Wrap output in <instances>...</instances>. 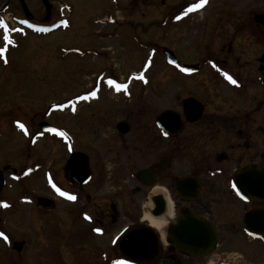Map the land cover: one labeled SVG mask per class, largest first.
<instances>
[{
  "label": "rangeland",
  "instance_id": "obj_1",
  "mask_svg": "<svg viewBox=\"0 0 264 264\" xmlns=\"http://www.w3.org/2000/svg\"><path fill=\"white\" fill-rule=\"evenodd\" d=\"M23 1L25 5L20 0H0V11L7 6L8 12L3 11L7 18L25 19L27 10L42 26L61 23L66 28L41 35L10 33L15 43L6 54L7 63L4 56L0 58V168L10 164L20 170L38 158L43 165L36 175L31 173L21 182L10 180L13 174H7L10 178L0 201L8 207L0 208V232L8 240L0 237V264H111L110 260L117 264L121 257L118 245L114 246L129 221H119L107 232L97 225L92 186L79 191L65 183L67 152L77 148L92 158L101 140L124 136L116 127L126 118L138 117L134 122L139 132L140 121H154L159 113L175 108L179 95H192L197 88L203 97L199 90L206 77L179 79L163 49L173 50L181 61L197 62L209 53L210 42H249L253 37L247 29L238 28L235 33L236 20L249 12H264V0H211L205 11L191 14L186 10L187 15L176 20L171 16L169 22L164 19L172 9L197 0H164V5L162 0H49L54 7L47 21L42 0ZM226 9L237 15L232 20L222 17L220 24V10ZM163 21L167 23L162 26ZM3 36L0 29V47L5 45ZM109 79L127 84V90L117 91ZM93 91L97 92L94 97L90 95ZM82 96L88 98L77 99ZM60 104L65 107L49 111ZM14 119L25 122L28 134L19 126H10ZM42 122L66 135L42 133ZM30 133L42 142L31 158L22 157L20 152L29 140L24 137ZM52 183L77 199L60 196ZM38 198L55 204L49 210L37 203ZM14 242H25L24 249L13 250ZM107 253L106 262L103 255ZM247 255L248 260L264 259L256 246Z\"/></svg>",
  "mask_w": 264,
  "mask_h": 264
},
{
  "label": "flooded vegetation",
  "instance_id": "obj_2",
  "mask_svg": "<svg viewBox=\"0 0 264 264\" xmlns=\"http://www.w3.org/2000/svg\"><path fill=\"white\" fill-rule=\"evenodd\" d=\"M198 2L188 3L178 10L172 9L164 21L169 22L171 16L172 20H176L182 14L187 15L184 13L188 10L186 8ZM210 3L211 0H208L203 8L190 13L202 12ZM51 6L54 7L53 4ZM9 9L4 6L0 19L6 21L10 28H23L22 33H37L35 28L42 27L43 24L36 22L33 14L30 17L26 14L25 19L16 16L7 18L5 13ZM220 13V24L222 17L232 20L237 15L231 9L220 10ZM49 14L47 12L46 21L50 18ZM262 14L264 12L256 10L246 13L240 21L236 20L235 33L239 29L242 32L247 29L253 37L249 42H210L209 53L197 62L181 61L175 55L178 65L170 67L176 77L193 80L205 76L206 82L199 90L203 97L194 88V94L186 97L179 95L175 108L164 111H174L175 118L180 120H174L171 129L164 130L158 125L157 119L164 113L161 112L154 121H140L141 129L137 132L136 116H133L116 127L117 132L124 136L120 140H101V144L94 146L92 158L77 148L67 152L63 166L65 183L79 191L92 186L97 225L107 232L119 221H129L114 246L118 245L119 260L127 261L119 247L125 233L146 228L152 230L144 221L142 211L155 215V212L163 210L164 215L169 198L173 203L174 218L167 221L165 237L169 226L177 224L179 218L189 213L210 225L208 238L215 239L217 243L205 255L185 254L177 247L164 243L161 235L154 230L160 242L159 255L154 261L143 264H264V259L248 260L247 255L253 246L264 253V40H261L264 26L255 22V16ZM25 20L28 24L22 23ZM164 21L162 26L167 23ZM29 24L36 27H29ZM207 24L210 25L209 22ZM61 27L62 24H57L56 31ZM11 33L21 34L19 31ZM12 45L8 46L6 54L13 48ZM0 58L3 59V56ZM224 72L229 73L237 84L228 81ZM17 121L20 120H11L10 126L17 128ZM121 123H125L127 132L119 130ZM1 127L0 120V131ZM24 138L29 140L20 154L31 158L36 145L42 140H39L40 137L37 140L35 135L31 137V133ZM79 153L88 157L90 169L88 181L82 184L72 183L65 173L71 157ZM41 161L38 158L31 163L30 160L20 166V170L5 164L0 171L9 168L4 171L5 183L10 178L8 173L13 174L10 180L21 182L31 173L37 174L43 166ZM260 182L261 185L255 186ZM254 189L263 193L250 194ZM40 199H37L39 204ZM4 204L0 201V206L6 208ZM54 204L50 201L49 210ZM233 255H237L236 258ZM103 258L107 262L109 254H104ZM110 263L115 264V261L110 260Z\"/></svg>",
  "mask_w": 264,
  "mask_h": 264
},
{
  "label": "water",
  "instance_id": "obj_3",
  "mask_svg": "<svg viewBox=\"0 0 264 264\" xmlns=\"http://www.w3.org/2000/svg\"><path fill=\"white\" fill-rule=\"evenodd\" d=\"M44 5L47 7L48 14L50 13L51 5L48 0H42ZM24 4V1H22ZM25 5V4H24ZM26 14L30 17V14L27 10ZM257 23L264 25V14L257 15L255 17ZM165 55L167 60L171 65H176L177 60L175 55L171 50L165 49ZM174 62V63H173ZM188 102V101H187ZM186 102V103H187ZM176 113L174 111H166L158 117V125L164 129L169 130L172 127L174 120H179L175 118ZM180 122V120H179ZM181 125V123H180ZM43 131H49L52 129L49 124L41 123L40 124ZM119 130L123 133L128 131V128L125 127V123H121ZM8 168H5L7 170ZM66 177L72 183L82 184L88 181L90 176L89 162L88 157L84 154H75L71 157L66 167ZM78 178V180H77ZM77 181V182H75ZM261 185L260 183L255 184V186ZM5 186V178L3 172H0V193L2 192ZM262 190H252L250 194L260 195ZM40 204L43 207H49L50 202L45 199H40ZM155 212L156 216H161L162 212ZM210 225L206 223L204 219L194 217L191 214L183 215L177 221V224H172L167 230L166 241L169 245L177 247L182 253L193 255H205L206 251H212L215 248L216 240L209 239V229ZM211 230V229H210ZM24 243H16L14 249L18 252H21L23 249ZM120 249L125 257L132 261L138 262H151L159 255V239L155 231L151 229L144 230H135L129 233L120 244Z\"/></svg>",
  "mask_w": 264,
  "mask_h": 264
},
{
  "label": "snow or ice",
  "instance_id": "obj_4",
  "mask_svg": "<svg viewBox=\"0 0 264 264\" xmlns=\"http://www.w3.org/2000/svg\"><path fill=\"white\" fill-rule=\"evenodd\" d=\"M207 3H208V0H199L198 3L192 4L191 7L188 8L187 11L188 12L196 11L198 9L203 8ZM185 14H187V13H185ZM179 18L180 17H177V19H179ZM22 23L28 24V21L25 20V21H22ZM62 23L67 24L66 21H63ZM29 27L35 28L36 26L29 24ZM0 28H3V30H4L3 39L5 41V47L0 48V56H4V58H5L4 59V62L7 63V58H6V55L5 54L7 52L8 46L15 43V41L12 40V38L10 36V33L13 32V31H19V32L22 33L24 31V29L23 28H20V29H12V28L9 27V25L7 24V22L4 21L3 19H0ZM37 30L38 31H47V29H43V28H38ZM184 71H189V69H184ZM223 75L232 84H237V81L229 73L224 72ZM140 79L141 80H145V77L143 75H141L140 76ZM145 82H146V80H145ZM108 84L114 86L117 91H120L121 89L127 90V88H128V85L127 84H119L115 80H112V79H109L108 80ZM90 95L94 97V96L97 95V92L96 91H93V92L90 93ZM87 98H88L87 96H82V97H78L77 99H87ZM55 107L64 108L65 105L64 104H60V105H55ZM74 110L75 109L73 108V111ZM17 124H18L19 128L24 131L25 134H28L27 128L25 127V125L23 123H20L19 121H17ZM49 131H51V132H57V129L52 128V129H49ZM58 135L65 136L66 134L63 133V132H59ZM33 143H35V141H33ZM29 171H31V170H29ZM49 182L51 183V177H49ZM52 187L56 190L57 193H59L60 196L66 197L68 200L75 201L77 199V197L75 195L70 194V193H68L66 191H62L59 187L56 186L55 183H52ZM234 187H235V185H234ZM245 199H246V197H245ZM3 206L4 207H8V205L6 203ZM85 218L86 219H89V220L92 219L90 216H87V215L85 216ZM95 231L96 232H101L102 229L96 228ZM0 237H3V239L5 241L8 240V237L3 232H0ZM117 264H128V262L127 261H117Z\"/></svg>",
  "mask_w": 264,
  "mask_h": 264
},
{
  "label": "bare ground",
  "instance_id": "obj_5",
  "mask_svg": "<svg viewBox=\"0 0 264 264\" xmlns=\"http://www.w3.org/2000/svg\"><path fill=\"white\" fill-rule=\"evenodd\" d=\"M209 6H210V4L208 5V7ZM207 8H205V10ZM173 218H174L173 203L171 202V200L169 198H167V211H166V213L164 215H161V216H156V215H152L150 212H148L144 216V221L147 222L153 230L157 231L161 235L162 240L164 241L165 240V230L167 227V221L170 219H173ZM126 234H128V233H125L123 236H126Z\"/></svg>",
  "mask_w": 264,
  "mask_h": 264
}]
</instances>
